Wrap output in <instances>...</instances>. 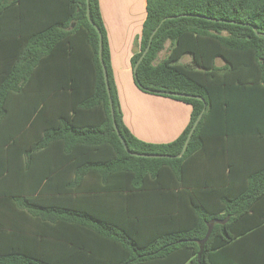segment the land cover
Returning <instances> with one entry per match:
<instances>
[{"label":"trees","instance_id":"1","mask_svg":"<svg viewBox=\"0 0 264 264\" xmlns=\"http://www.w3.org/2000/svg\"><path fill=\"white\" fill-rule=\"evenodd\" d=\"M89 8L0 0V264H264V0H147L136 86L192 106L169 144L124 124ZM109 94L130 152L165 158L125 150Z\"/></svg>","mask_w":264,"mask_h":264},{"label":"crops","instance_id":"2","mask_svg":"<svg viewBox=\"0 0 264 264\" xmlns=\"http://www.w3.org/2000/svg\"><path fill=\"white\" fill-rule=\"evenodd\" d=\"M99 5L124 124L140 141L150 144L174 142L188 127L192 106L144 93L134 80L132 58L138 50L147 17V0H99Z\"/></svg>","mask_w":264,"mask_h":264},{"label":"water","instance_id":"3","mask_svg":"<svg viewBox=\"0 0 264 264\" xmlns=\"http://www.w3.org/2000/svg\"><path fill=\"white\" fill-rule=\"evenodd\" d=\"M87 2H88L87 16H88V18L90 19L89 0H87ZM158 29H159V28H157V29L153 32V34H152V36H151V38H150V41H149V45H148L147 49L144 51V53L142 54V56H141V58L139 59L137 65L134 67V71L137 70L139 64L142 62V60L144 59V57H145L146 54L148 53V51H149V49H150V47H151L152 41H153V39H154V36L156 35ZM100 59H101L102 64H103V41H102V38H101V41H100ZM104 76H105V80H106V83H107V88H108V91H109V86H108V75H107V71H106L105 67H104ZM169 95H171V96H176V97H183V98H197V97H194V96H188V95H184V94H169ZM109 98H110V105H111V111H112V117H113L114 128H115V130H116V132H117V135H118V137L120 138V140H121V142H122V144H123L125 150H126L130 155H132V156H136V157H144V158H165L166 156H160V155H142V154H136V153H132V152H130V150H129V148H128L126 142H125V140L123 139V137H122V135H121V133H120V131H119V129H118V126H117V123H116V120H115V111H114V108H113V103H112V99H111L110 94H109ZM197 99H200V100L204 101V100L201 99V98H197ZM205 111H206V109H204V111H203L202 114L199 116L198 120L196 121L194 127L192 128V130H191V132H190V134H189V136H188V138H187V140H186V143H185V146H184V148H183V151H182V153L178 156L179 158L182 157V156L186 153L187 148H188V145H189V143H190V141H191V139H192V136H193V134H194L196 128L198 127L199 123L201 122V120H202V118H203V115H204ZM216 222H218V221H215V220H214V221H212V222L209 224V230H208L207 236H206V238L203 240L202 244H204L205 242H207L208 238L210 237V235H211V233H212V229H213V227H214V225H215Z\"/></svg>","mask_w":264,"mask_h":264},{"label":"rangeland","instance_id":"4","mask_svg":"<svg viewBox=\"0 0 264 264\" xmlns=\"http://www.w3.org/2000/svg\"><path fill=\"white\" fill-rule=\"evenodd\" d=\"M169 47H170V43H167L166 48H165L164 51L159 55L158 62H161L162 60H164V59L167 57V55H168V53H169V50H170ZM183 62H184V63H188V62H190V58H189V57L184 58V59H183ZM219 65H222V62H221V61H219Z\"/></svg>","mask_w":264,"mask_h":264}]
</instances>
